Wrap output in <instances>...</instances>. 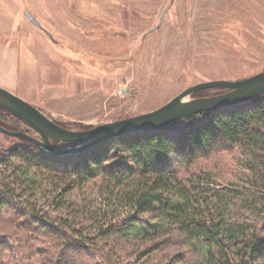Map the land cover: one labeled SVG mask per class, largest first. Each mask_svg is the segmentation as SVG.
Wrapping results in <instances>:
<instances>
[{"label": "rangeland", "instance_id": "1", "mask_svg": "<svg viewBox=\"0 0 264 264\" xmlns=\"http://www.w3.org/2000/svg\"><path fill=\"white\" fill-rule=\"evenodd\" d=\"M25 10L53 41L26 18ZM0 16L6 24L0 23V35L8 31L10 36L0 40H18L26 32L25 43L30 48L34 43L30 57L38 82L37 87H20L25 91L5 89L70 130L154 110L203 81L238 80L264 70V0H0ZM227 90L207 88L186 98ZM255 101L263 102L264 94L230 107L251 108ZM0 119L9 130L39 138L2 109ZM114 139L58 156L36 149L27 139L0 133V154L32 152L60 167L81 160L85 152L101 153L108 147L105 163L132 165L115 149ZM168 162L176 177L206 175L207 213H214L215 201L221 200L225 217L245 222L264 243V145H223L189 163L176 156ZM22 163L15 158L0 163L1 179ZM30 175L18 179L25 182L15 190L17 204L30 203L53 227L70 226L77 235L71 239L95 255L92 264H204L199 247L176 225L135 213L104 177L82 181L65 171L43 170ZM29 209L0 206V264H52L48 252L61 240L48 227L43 232L34 227ZM135 215L142 219L138 230L115 229Z\"/></svg>", "mask_w": 264, "mask_h": 264}, {"label": "trees", "instance_id": "2", "mask_svg": "<svg viewBox=\"0 0 264 264\" xmlns=\"http://www.w3.org/2000/svg\"><path fill=\"white\" fill-rule=\"evenodd\" d=\"M257 101L251 108L229 106L215 112H201L159 130L134 132L115 138V149L121 151L123 157H129L132 165L105 163L109 157L108 147L101 153L85 152L81 160L60 167L57 162L43 161L32 152L7 151L0 154V163H7L13 158L23 163L13 167L6 179L0 177V206L8 205L13 209L31 207L30 203L17 204L19 197L15 190L19 189V183L23 184L30 178L32 170L65 171L82 181L99 175L106 179L111 189L117 190V194L134 208L135 213L152 215L176 225L199 247L204 264H264V243L254 230L246 228L245 222L225 217L221 200L215 201L218 208H214V213H207L208 201L204 197L209 188L205 184L206 175L176 177L168 162L170 157L176 156L189 163L204 151L223 145L263 146L264 101ZM2 122L0 119L4 127ZM26 142L40 149L35 143ZM111 153L118 155L114 151ZM19 177H24V180L18 181ZM29 210L34 227L40 232L48 227L50 233L61 240L48 252L52 264H92L95 255L81 242L71 239L76 234L70 232V226L60 224L53 227L34 213L32 207ZM141 220L135 215L129 224L122 223L115 229L120 232L124 229L136 231Z\"/></svg>", "mask_w": 264, "mask_h": 264}, {"label": "water", "instance_id": "3", "mask_svg": "<svg viewBox=\"0 0 264 264\" xmlns=\"http://www.w3.org/2000/svg\"><path fill=\"white\" fill-rule=\"evenodd\" d=\"M167 9L168 6L161 13L159 23L155 28L161 24ZM24 13L34 26L43 30L50 40H54L52 34L43 29L41 23L33 14L28 10H25ZM207 88L228 90L212 96L186 98ZM262 94H264V70L238 80L215 79L203 81L189 86L166 104L154 110L100 123L85 130H70L48 118L23 98L0 87V109L25 122L38 134L39 138L24 131L9 130L1 124L0 133L27 139L50 154L67 155L84 151L100 142L129 133L159 130L188 116L201 112H215L221 108L254 99ZM51 140L59 146L53 145ZM63 142H74L76 144L74 146H64Z\"/></svg>", "mask_w": 264, "mask_h": 264}, {"label": "crops", "instance_id": "4", "mask_svg": "<svg viewBox=\"0 0 264 264\" xmlns=\"http://www.w3.org/2000/svg\"><path fill=\"white\" fill-rule=\"evenodd\" d=\"M1 19L0 23L6 25L3 24V17H1ZM2 32H4V30L0 33ZM5 32L6 34L0 36L10 38V36H8L9 32ZM21 34L22 36L18 38V40H0V87L2 88L7 87L23 90L20 87L26 86L29 89V87H37L38 85L37 73L32 68V64H34L35 61H33V59L31 60L32 56L30 57V55L34 53L33 50L35 45L34 43L31 44L32 48H30V44L27 45L23 39L26 37L27 33L24 32Z\"/></svg>", "mask_w": 264, "mask_h": 264}, {"label": "flooded vegetation", "instance_id": "5", "mask_svg": "<svg viewBox=\"0 0 264 264\" xmlns=\"http://www.w3.org/2000/svg\"><path fill=\"white\" fill-rule=\"evenodd\" d=\"M14 130H17V128H15Z\"/></svg>", "mask_w": 264, "mask_h": 264}]
</instances>
